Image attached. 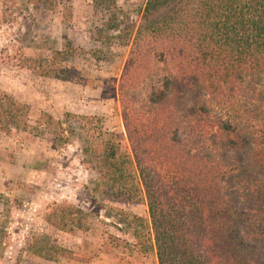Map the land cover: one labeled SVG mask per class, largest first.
Instances as JSON below:
<instances>
[{"label": "trees", "instance_id": "trees-1", "mask_svg": "<svg viewBox=\"0 0 264 264\" xmlns=\"http://www.w3.org/2000/svg\"><path fill=\"white\" fill-rule=\"evenodd\" d=\"M94 1L115 9V0ZM49 73L73 77L62 66ZM116 93L134 173L114 134L90 132L93 117L42 114L31 125L27 105L4 89L0 131H48L62 145L77 139L102 216L157 264H264V0H146ZM138 195L146 232L139 217L104 203ZM55 205L45 222L88 227L82 208ZM60 257L87 260L42 233L27 239L16 264Z\"/></svg>", "mask_w": 264, "mask_h": 264}, {"label": "rangeland", "instance_id": "rangeland-1", "mask_svg": "<svg viewBox=\"0 0 264 264\" xmlns=\"http://www.w3.org/2000/svg\"><path fill=\"white\" fill-rule=\"evenodd\" d=\"M145 1L115 0V9L108 11L94 0H0V89L27 105L31 125L42 114L93 117L90 132L115 135L130 173L135 167L116 88ZM55 50L69 53L55 56ZM54 65L71 70L73 77L50 75ZM80 148L77 139L62 145L48 131H0V222L6 221L0 264H16L27 239L42 233L87 260L60 257L40 259L39 264H157L152 250L130 249L125 244L134 242L129 233L120 232L102 216L100 200L88 194L92 175ZM56 203L82 208L89 215L83 220L88 227L63 230L45 222V213ZM104 203L139 217L146 232L149 219L143 195Z\"/></svg>", "mask_w": 264, "mask_h": 264}]
</instances>
